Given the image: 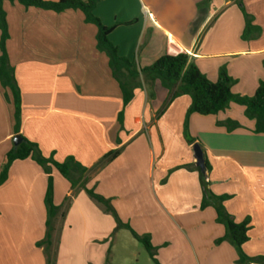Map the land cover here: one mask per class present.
Returning <instances> with one entry per match:
<instances>
[{
    "label": "crops",
    "instance_id": "1",
    "mask_svg": "<svg viewBox=\"0 0 264 264\" xmlns=\"http://www.w3.org/2000/svg\"><path fill=\"white\" fill-rule=\"evenodd\" d=\"M3 6L21 92L18 134L45 158L62 163L72 156L88 169L85 184L74 188L51 170L55 264H239L237 247L217 242L227 229L214 202L202 208L195 143L211 166L200 167L207 188L230 196L224 206L236 222L250 218L243 251L264 257V133L256 132L244 106L231 102L218 114L193 113L186 131L191 96L169 103L161 82L140 74L128 83L134 96L124 108L109 57L97 48L98 28L83 11L58 13L17 1ZM93 12L113 27L110 41L139 71L164 54L186 53L211 81L225 68L235 95L253 96L264 81V0H101ZM14 111L0 83V175L18 135ZM227 120L240 126L229 131ZM113 150L121 153L96 167ZM49 176L32 158L10 166L0 185V264H47L38 243L48 232ZM89 190L109 200L111 210ZM133 232L149 236L154 258L123 247L115 252L116 243L128 240L125 233L137 240Z\"/></svg>",
    "mask_w": 264,
    "mask_h": 264
},
{
    "label": "trees",
    "instance_id": "2",
    "mask_svg": "<svg viewBox=\"0 0 264 264\" xmlns=\"http://www.w3.org/2000/svg\"><path fill=\"white\" fill-rule=\"evenodd\" d=\"M19 2L25 7H36L45 10H53L56 12H63L68 9H79L85 15L87 23L94 24L98 27L97 34V48L106 53L109 57L110 66L113 71L115 79L120 83L123 90L124 108L132 100L133 86H128L121 80L120 76L124 73L130 79H138L140 74H143L147 79L154 82L159 80L164 88L169 93V103L182 95H189L192 98V104L189 108L186 121L185 130H188V121L193 113L200 115H214L225 110L231 102L240 104L245 107V115L249 119L256 121V132L264 133V81L260 82L253 96H239L233 94L231 88L234 80L229 76L227 70L222 68L219 77L216 81H211L205 74L201 72L198 66L190 61V56L186 53H179L176 55L164 54L158 58L152 65L138 70L134 62L121 57L118 53V48L110 41L109 34L113 27L104 26L100 19L94 15L96 4L101 0H58L54 2L44 0H0V83L4 91L5 99L12 102L14 105L15 116V133H19L21 129V92L18 86L14 67L11 65L9 55L7 52V41L10 37L9 26L7 20V13L4 9V2ZM124 111L119 114V122L122 123ZM223 125L229 131L239 127V123L233 120H227ZM20 135V134H18ZM22 142L15 146L7 154L6 164L0 175V185L7 179L8 170L16 160H25L32 158L35 160L47 174H49V188L45 198L47 206L48 217L47 221L48 232L46 238L38 243V245H45V253L47 254V264H55L51 259V250L53 246V233H54V218L58 209L53 204V178L51 176L52 168H55L59 173L67 179L71 186L74 188L78 184L84 185L87 181L85 175L88 169L81 165L74 157L69 156L62 163L55 161L52 157L45 158L39 146L24 137ZM121 150H113L108 152L96 165V167L103 166L115 159ZM207 170L211 169L209 162L205 159ZM192 165H185L187 169H192ZM200 171L201 180L205 189V197L202 201V208L209 205V201L214 202L217 212V221L225 225L227 232L226 235L217 240L222 242L230 240L236 247L239 253V264H264V257H249L243 251V245L249 241L250 218L238 223L227 212L224 202L230 198L228 195L216 196L207 188V177L204 170L197 167ZM91 197L97 202L105 205L107 211L111 210L109 200L95 194L93 191H88ZM134 237L139 240L146 248L148 253L154 258L155 249L150 242L149 236H140L133 232Z\"/></svg>",
    "mask_w": 264,
    "mask_h": 264
},
{
    "label": "rangeland",
    "instance_id": "3",
    "mask_svg": "<svg viewBox=\"0 0 264 264\" xmlns=\"http://www.w3.org/2000/svg\"><path fill=\"white\" fill-rule=\"evenodd\" d=\"M21 4V3H20ZM24 6V5H23ZM53 11V10H52ZM56 12V11H54ZM59 13V12H58ZM9 26V24H8ZM98 28V27H97ZM68 33L71 34V30H68ZM9 39L8 41L11 39V33H10V30H9ZM21 36V33H18V36L16 35V37L18 39H21L22 38L20 37ZM7 41V42H8ZM70 48H66V52L69 56H73V52L71 50H69ZM106 54V53H105ZM67 55V57H68ZM122 57V56H121ZM121 80L125 83H130L129 81H133L132 79H129L128 75L127 74H122L120 76ZM127 234L128 236V240H124L122 241L121 243H116L117 244V248H115V252H118L119 249H121L123 247V250L124 252H140L141 253V257H144V258H148V251L146 250L145 246L140 242V241H137L135 240L131 234L129 233H125ZM142 259H139V261H141Z\"/></svg>",
    "mask_w": 264,
    "mask_h": 264
},
{
    "label": "water",
    "instance_id": "4",
    "mask_svg": "<svg viewBox=\"0 0 264 264\" xmlns=\"http://www.w3.org/2000/svg\"><path fill=\"white\" fill-rule=\"evenodd\" d=\"M21 142H22V137L20 135L15 136V138H14L15 146H18ZM193 150L195 153L197 165L200 166L201 168H204L205 167V159H204V154H203V150L201 148V145L199 143H195L193 146Z\"/></svg>",
    "mask_w": 264,
    "mask_h": 264
}]
</instances>
